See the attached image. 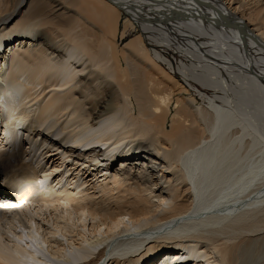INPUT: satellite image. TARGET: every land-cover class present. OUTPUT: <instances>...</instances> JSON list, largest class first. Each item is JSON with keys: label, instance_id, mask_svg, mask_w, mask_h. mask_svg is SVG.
Returning <instances> with one entry per match:
<instances>
[{"label": "bare ground", "instance_id": "obj_1", "mask_svg": "<svg viewBox=\"0 0 264 264\" xmlns=\"http://www.w3.org/2000/svg\"><path fill=\"white\" fill-rule=\"evenodd\" d=\"M239 77L264 0H0V264H264Z\"/></svg>", "mask_w": 264, "mask_h": 264}, {"label": "rangeland", "instance_id": "obj_2", "mask_svg": "<svg viewBox=\"0 0 264 264\" xmlns=\"http://www.w3.org/2000/svg\"><path fill=\"white\" fill-rule=\"evenodd\" d=\"M127 42H128V40H124V41L121 40L119 42V45L124 47ZM185 64L189 67L190 74L194 73L195 76H197L198 78H201V75L206 73L205 71L203 73L202 69H200V68L195 70L194 67L197 64L196 61L186 59ZM206 74H208V73H206ZM207 78L205 80H207ZM239 78H240V80H238V81L241 82L242 77H239ZM234 81L235 80H233V82L230 83L231 85H227V87H226L227 92L226 93H228V95L231 94L232 100L234 101L235 106L238 107V112L241 114H245V123H249L251 125L250 128L253 131L252 133H254L253 135L258 138L257 139L258 143H255V145H253L254 149L252 150L253 151L252 155L255 154L257 156L259 151L262 150V148L264 146V93H263L264 89L263 90L261 89V92H260L259 88H258L259 85L256 84L257 82L253 83V81L252 82L246 81V83H248V85L243 86V81L241 83H239L238 81H235L236 82L235 83ZM207 93L209 95L214 94V92L212 90L207 91ZM245 97L247 99H245ZM198 99H200V98H198ZM199 102L202 103L203 101L199 100ZM251 111H252V113H251ZM248 125H247V127H248ZM248 130H249V128H248ZM245 133L247 134V131L244 132V134ZM249 150H250V148H249ZM243 151L245 152L246 149H242V152Z\"/></svg>", "mask_w": 264, "mask_h": 264}]
</instances>
